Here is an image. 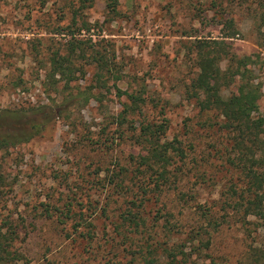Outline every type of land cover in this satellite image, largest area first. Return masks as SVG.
I'll list each match as a JSON object with an SVG mask.
<instances>
[{
  "label": "rangeland",
  "instance_id": "374dc122",
  "mask_svg": "<svg viewBox=\"0 0 264 264\" xmlns=\"http://www.w3.org/2000/svg\"><path fill=\"white\" fill-rule=\"evenodd\" d=\"M110 2L0 0V134L28 130L34 113L47 119L57 109L31 140L0 148V209L19 225L16 264H144L152 243L160 248L151 264H167L162 247L207 225L205 209L222 223L208 226L201 260L248 264L264 255V218L246 213L253 195L228 161L232 134L186 92L197 43L224 41L234 60L226 57L222 69L253 70L262 86L254 114L264 118V0H119L117 13ZM72 32L108 53L107 87H96L98 66L88 57L77 59L85 72L70 88L45 80L50 54L67 52ZM240 80L223 94L238 93ZM71 91L89 93L90 101L67 103ZM127 93L145 101L123 122ZM2 115L12 120L7 128ZM148 121L165 122L163 141L183 151L169 152L168 182L158 188L160 167L142 165L147 152L134 138ZM240 192L245 200H237ZM132 199L144 203L142 233L124 218Z\"/></svg>",
  "mask_w": 264,
  "mask_h": 264
},
{
  "label": "trees",
  "instance_id": "16d2710c",
  "mask_svg": "<svg viewBox=\"0 0 264 264\" xmlns=\"http://www.w3.org/2000/svg\"><path fill=\"white\" fill-rule=\"evenodd\" d=\"M110 1L112 11L117 13L119 0ZM196 48L194 51V62L197 68L196 76L191 78L186 91L187 96L195 100L202 112H216L221 118V121L216 124H220V127L232 134L228 161L240 170L246 180V191L253 195L251 199L247 200L246 213L258 214L261 218H264V158L260 155L264 151V118L261 116L257 117L254 114L259 108L258 101L262 94V86L260 83L254 81L252 69H248L247 67L243 70L239 69V67L235 68L232 63L226 70L222 69V61L231 54L224 41L219 42L215 40L210 42L200 40ZM82 57H88L89 64L98 66L95 78L96 87H107L106 77L108 73L113 72V65L108 53L95 47V45L87 46L82 39L76 36L75 32L71 33L67 52L58 49L53 50L50 54L48 59L50 67L46 71L45 80L51 82L54 86L59 80H64L65 88H70V82L77 78V74L85 72L84 66L80 67L76 63L77 59ZM230 59V61H233L234 57L230 56ZM235 77L241 78L238 93H233L226 97L223 94V87L233 83ZM127 96L131 100V103H124V111L119 115L123 122L126 120L125 113L135 111L133 105L137 106L139 102L145 101L144 97L140 94L127 93ZM90 98L89 93L85 91H81L78 94H74L71 91L66 97V102L71 103L74 100H78L76 102L85 106L90 101ZM50 111L47 119L35 118L38 114L34 113V117L29 120L31 126L28 130L25 129V126L21 125L17 127V131L19 132L12 133L6 129L5 133L0 134V148L15 146L18 143L29 141L38 135L44 130L47 123L55 120L57 109L50 108ZM14 115H16L15 113L12 116L17 117ZM1 119H3V125L6 128L12 123V120H9V115H2ZM8 129L11 128L9 127ZM166 130L167 126L165 122L157 124L148 121L142 125L139 134L134 137L136 142L142 145L147 152V156L142 157V165H146L150 169H154L155 166L160 167L161 171L155 180L156 188L168 182L167 176L171 172L168 170V165L171 162L169 152L176 150L183 154L180 146L174 145L172 141H163ZM242 192L244 193L245 191ZM242 192L238 194L237 200L244 198ZM131 201L134 205L128 206L124 218L133 227L134 233H142V228L146 225L145 213L143 215L141 209L144 203L141 202L138 206L134 199ZM236 202L235 208L238 209L244 206L239 201ZM4 207L7 209L6 205ZM202 212L208 221L207 225L202 224L193 235H189L184 243L162 247L163 252H165L168 258L167 264H207L201 258L203 257L204 248H209L211 243L209 237L206 239V235H210L208 226L218 229L222 221L219 219L221 217L215 218L207 209ZM18 237V223L11 213L5 214L0 209V264H16L22 258L17 249L14 248V243ZM153 244H147L149 247H146L144 264L155 262L152 260V257L158 248H160V245ZM189 244L190 247L188 246ZM254 254H252V258ZM255 256V259L253 258L254 260L252 259V261L250 259V263L248 264H263V253H256ZM210 264L215 263L212 261Z\"/></svg>",
  "mask_w": 264,
  "mask_h": 264
}]
</instances>
